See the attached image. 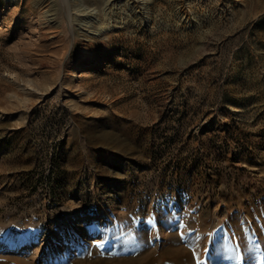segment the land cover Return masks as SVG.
Masks as SVG:
<instances>
[{"label":"rangeland","instance_id":"obj_1","mask_svg":"<svg viewBox=\"0 0 264 264\" xmlns=\"http://www.w3.org/2000/svg\"><path fill=\"white\" fill-rule=\"evenodd\" d=\"M0 264H264V0H0Z\"/></svg>","mask_w":264,"mask_h":264},{"label":"bare ground","instance_id":"obj_2","mask_svg":"<svg viewBox=\"0 0 264 264\" xmlns=\"http://www.w3.org/2000/svg\"><path fill=\"white\" fill-rule=\"evenodd\" d=\"M26 6H27V4H26ZM52 14V13H51ZM51 16V15H50ZM97 16H98V14H97ZM86 65H83V66H80V65H77L76 67H75V70H78V69H82V68H84Z\"/></svg>","mask_w":264,"mask_h":264},{"label":"snow or ice","instance_id":"obj_3","mask_svg":"<svg viewBox=\"0 0 264 264\" xmlns=\"http://www.w3.org/2000/svg\"><path fill=\"white\" fill-rule=\"evenodd\" d=\"M257 247H258V245H257Z\"/></svg>","mask_w":264,"mask_h":264}]
</instances>
